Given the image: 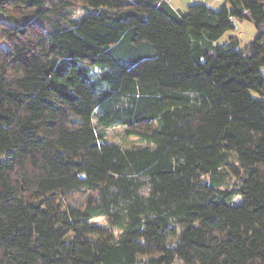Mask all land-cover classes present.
Instances as JSON below:
<instances>
[{"label":"trees","instance_id":"1","mask_svg":"<svg viewBox=\"0 0 264 264\" xmlns=\"http://www.w3.org/2000/svg\"><path fill=\"white\" fill-rule=\"evenodd\" d=\"M225 1L0 0V264H264V0Z\"/></svg>","mask_w":264,"mask_h":264},{"label":"rangeland","instance_id":"2","mask_svg":"<svg viewBox=\"0 0 264 264\" xmlns=\"http://www.w3.org/2000/svg\"><path fill=\"white\" fill-rule=\"evenodd\" d=\"M225 0H215L214 3L211 5L215 10H219L223 7ZM173 7L175 6H182L183 10L186 11L187 7L189 5L195 4V3H204V1L201 0H172L169 2ZM87 13V11L81 7L78 6L75 9V14L77 17H80L81 15ZM235 27L232 29L227 30L216 42L218 44H227L230 41L231 36H238L240 40V45L244 46L251 42L257 35H258V29L256 25L249 21V20H240L235 19L234 20ZM3 47L7 46V43L2 44ZM262 72L264 73V66L262 67ZM252 94L254 96H259L258 93L255 91H252ZM107 140L109 142H114L119 144L122 147H146L149 145L146 141L141 140L138 136L133 134H128L126 132V127L123 125H117L113 128H110L107 131ZM88 200L89 196L86 192L80 190L76 191L75 195L71 196V199L69 202L77 207V208H86L88 207ZM93 221L97 224H100L105 227H110V219L106 215H96L93 218ZM137 264H140L139 261Z\"/></svg>","mask_w":264,"mask_h":264},{"label":"crops","instance_id":"3","mask_svg":"<svg viewBox=\"0 0 264 264\" xmlns=\"http://www.w3.org/2000/svg\"><path fill=\"white\" fill-rule=\"evenodd\" d=\"M167 1L171 2L172 0H167ZM201 1H204L205 4H208V5L211 6V5L214 3L215 0H201ZM211 7H212V6H211ZM174 8H175V9H178V10H181V11L184 12V10H183L181 4H180V6H176V7L174 6ZM234 20H235V19H234Z\"/></svg>","mask_w":264,"mask_h":264}]
</instances>
